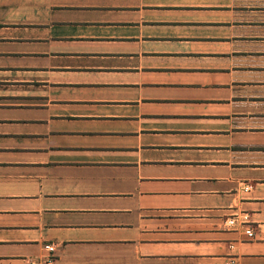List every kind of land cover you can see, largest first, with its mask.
Returning <instances> with one entry per match:
<instances>
[{"label": "crops", "instance_id": "1", "mask_svg": "<svg viewBox=\"0 0 264 264\" xmlns=\"http://www.w3.org/2000/svg\"><path fill=\"white\" fill-rule=\"evenodd\" d=\"M248 1L0 0V264H264Z\"/></svg>", "mask_w": 264, "mask_h": 264}, {"label": "rangeland", "instance_id": "2", "mask_svg": "<svg viewBox=\"0 0 264 264\" xmlns=\"http://www.w3.org/2000/svg\"><path fill=\"white\" fill-rule=\"evenodd\" d=\"M247 5H256V6H261L263 8L264 6V2H259V1H256V3H252V1H248ZM254 10H256V23H257V26L259 27H262V25L260 24L262 20H264V15L262 12H259L261 11L262 9L261 8H254ZM260 62V61H259Z\"/></svg>", "mask_w": 264, "mask_h": 264}, {"label": "built area", "instance_id": "3", "mask_svg": "<svg viewBox=\"0 0 264 264\" xmlns=\"http://www.w3.org/2000/svg\"><path fill=\"white\" fill-rule=\"evenodd\" d=\"M230 223L232 224L233 222L231 221ZM246 234H247L249 237H252V235H253V234H252V231H251L250 229L246 231ZM49 249L52 251L53 248H52V247H49Z\"/></svg>", "mask_w": 264, "mask_h": 264}]
</instances>
